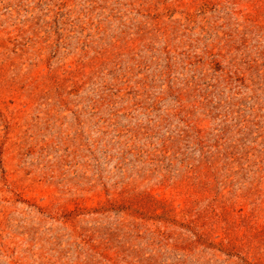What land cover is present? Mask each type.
<instances>
[{
	"label": "rangeland",
	"instance_id": "obj_1",
	"mask_svg": "<svg viewBox=\"0 0 264 264\" xmlns=\"http://www.w3.org/2000/svg\"><path fill=\"white\" fill-rule=\"evenodd\" d=\"M0 264H264V0H0Z\"/></svg>",
	"mask_w": 264,
	"mask_h": 264
}]
</instances>
